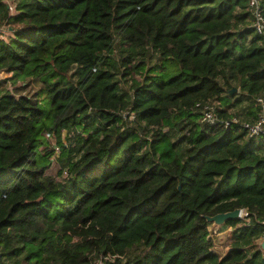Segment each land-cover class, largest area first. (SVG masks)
Instances as JSON below:
<instances>
[{
  "label": "trees",
  "instance_id": "1",
  "mask_svg": "<svg viewBox=\"0 0 264 264\" xmlns=\"http://www.w3.org/2000/svg\"><path fill=\"white\" fill-rule=\"evenodd\" d=\"M10 1L0 264H264V133L241 126L264 113V46L246 0ZM236 208L249 223L224 225L220 255L204 215Z\"/></svg>",
  "mask_w": 264,
  "mask_h": 264
},
{
  "label": "built area",
  "instance_id": "2",
  "mask_svg": "<svg viewBox=\"0 0 264 264\" xmlns=\"http://www.w3.org/2000/svg\"><path fill=\"white\" fill-rule=\"evenodd\" d=\"M247 10L250 13L251 19H252V27L254 31L263 37V46H264V15L262 13L261 8V0H246ZM7 32L6 30L2 29L0 27V37L4 38L3 36ZM258 102L264 106V103L261 98H258ZM196 108L198 109L200 113V120L203 123H206L210 126H214L217 123L223 122L218 114H217V106L214 103H197ZM236 123L237 119L232 118L230 121H225L224 126H229L230 123ZM241 126L246 131L247 135L250 137L253 136H259L264 133V113H261L258 115L257 120L254 123L249 122H243L241 123ZM49 135V134H47ZM247 212L243 209L240 211V218L246 220L247 223H249V220L247 219ZM221 228V227H220ZM220 228H210L214 231L219 230ZM229 230H232L231 226H228ZM222 231V230H221Z\"/></svg>",
  "mask_w": 264,
  "mask_h": 264
},
{
  "label": "rangeland",
  "instance_id": "3",
  "mask_svg": "<svg viewBox=\"0 0 264 264\" xmlns=\"http://www.w3.org/2000/svg\"><path fill=\"white\" fill-rule=\"evenodd\" d=\"M11 2L10 0H4V2ZM12 3V2H11ZM10 4V3H9ZM10 6L11 7H13V5L12 4H10ZM10 12H13V9L11 10L10 9ZM6 24H4V25H2L1 27H2V29H4V30H6ZM7 34H5V36H6ZM7 37H5V39H6ZM155 62V58L153 59V60H151V62H150V65L151 64H153ZM139 75H141V78L140 79H142L143 78V76H144V71H143V73H141V74H139ZM6 76H8L5 72H1L0 73V78H5ZM138 78H139V76H138ZM17 84H20V82H17ZM39 86H37L36 84H31V85H29L28 86V88L25 90V93L26 92H29L30 91V93L31 92H33V91H35L37 88H38ZM9 88L11 89L12 87H11V85L9 84ZM238 90L236 89V92H237ZM215 104V103H214ZM216 105V104H215ZM217 106V105H216ZM46 139L49 141V143H50V145L52 146V145H54V139H53V137L51 136V135H46ZM57 150V149H56ZM57 170H58V166H57V164H56V162H54L53 160L51 161V164H50V166H49V168L47 169V172L46 173H48V174H50V175H53V176H56V173H57ZM210 228H213L212 227V225H211V227ZM220 230H222V231H219V230H217V231H214L213 229H211V237H212V239H213V243H214V250L218 253V254H220V255H223L224 253H226V251H227V249H228V247H229V243H230V240H229V238H230V232H231V230H229V228H226L225 229V226L223 225V226H221V229Z\"/></svg>",
  "mask_w": 264,
  "mask_h": 264
},
{
  "label": "water",
  "instance_id": "4",
  "mask_svg": "<svg viewBox=\"0 0 264 264\" xmlns=\"http://www.w3.org/2000/svg\"><path fill=\"white\" fill-rule=\"evenodd\" d=\"M236 89H232L230 92H235ZM240 208H236L232 211L217 213L212 216L204 215V218L207 222L211 223L212 227L220 228L221 226L225 225L230 220H235L240 218ZM261 245H264V240L262 241Z\"/></svg>",
  "mask_w": 264,
  "mask_h": 264
},
{
  "label": "crops",
  "instance_id": "5",
  "mask_svg": "<svg viewBox=\"0 0 264 264\" xmlns=\"http://www.w3.org/2000/svg\"><path fill=\"white\" fill-rule=\"evenodd\" d=\"M7 3H8V4H9V3H10V4H12V3H11V2H9V1H8ZM10 4H9V5H10ZM12 5H13V4H12ZM10 9L12 10V9H13V7H11V6H10ZM12 13H13V12H12ZM9 30H10V29H9V28H7V32L5 33V34H7V35H6V36L4 35V36H3L4 38L10 35V34H9Z\"/></svg>",
  "mask_w": 264,
  "mask_h": 264
}]
</instances>
